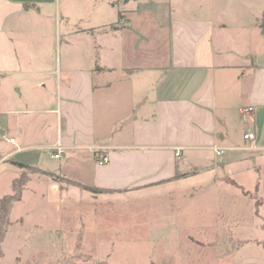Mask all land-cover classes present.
I'll use <instances>...</instances> for the list:
<instances>
[{"label": "crops", "instance_id": "crops-1", "mask_svg": "<svg viewBox=\"0 0 264 264\" xmlns=\"http://www.w3.org/2000/svg\"><path fill=\"white\" fill-rule=\"evenodd\" d=\"M263 15L264 0H0V181L11 189L17 162L106 191L29 174L22 196L42 187L43 225L56 230L63 200H160L249 171L258 180ZM241 119L238 145L229 132ZM42 149L54 152L25 154Z\"/></svg>", "mask_w": 264, "mask_h": 264}, {"label": "rangeland", "instance_id": "rangeland-1", "mask_svg": "<svg viewBox=\"0 0 264 264\" xmlns=\"http://www.w3.org/2000/svg\"><path fill=\"white\" fill-rule=\"evenodd\" d=\"M242 119L229 132L238 145L248 143ZM262 177L226 176L160 200H63L56 230L43 225L52 214L40 187L10 205L0 264H264ZM10 193L4 177L0 198Z\"/></svg>", "mask_w": 264, "mask_h": 264}, {"label": "trees", "instance_id": "trees-1", "mask_svg": "<svg viewBox=\"0 0 264 264\" xmlns=\"http://www.w3.org/2000/svg\"><path fill=\"white\" fill-rule=\"evenodd\" d=\"M263 24H264V15H263ZM11 164H13L14 166H16L20 169H24V172L12 181L11 193L0 198V248H1V243L5 237V234H6L5 224H6V220L8 217L9 207L11 204L19 202L21 200L22 192H23L24 187L28 181L27 171H29L31 173L46 175L54 181L63 182V183H67V184L74 185V186H79L83 190H86V191L91 192V193L97 194V193L106 192L105 190H99V189H94V188H90V187H85V186L80 185L79 183H77L75 181H72L70 179H66V178H64L60 175H57V174H53V173L44 171V170H42L36 166H28V165H24V164L17 163V162H11ZM180 177H182V175L177 174L175 176L176 179H178Z\"/></svg>", "mask_w": 264, "mask_h": 264}, {"label": "built area", "instance_id": "built-area-1", "mask_svg": "<svg viewBox=\"0 0 264 264\" xmlns=\"http://www.w3.org/2000/svg\"><path fill=\"white\" fill-rule=\"evenodd\" d=\"M249 111H251V109L249 108V109H245L244 111H243V117L245 118V115H246V113H248ZM244 139L245 140H253V136L251 135V134H245L244 135ZM53 150L55 151L54 152V154H53V158H55V159H59L60 158V156H61V154H62V146L58 143V144H56L54 147H53ZM224 149H222V148H217V149H215V153H216V155H217V157H222V155L224 154ZM176 154H177V156L179 157L180 156V151L178 150V151H176ZM97 163L99 164V165H105L106 163H107V157L106 156H100V157H98V160H97Z\"/></svg>", "mask_w": 264, "mask_h": 264}, {"label": "water", "instance_id": "water-1", "mask_svg": "<svg viewBox=\"0 0 264 264\" xmlns=\"http://www.w3.org/2000/svg\"><path fill=\"white\" fill-rule=\"evenodd\" d=\"M124 1H127V0H124Z\"/></svg>", "mask_w": 264, "mask_h": 264}]
</instances>
